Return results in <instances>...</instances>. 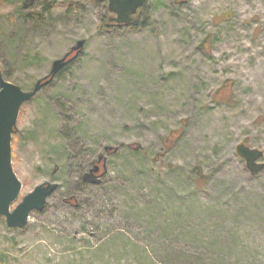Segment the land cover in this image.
<instances>
[{
	"label": "rangeland",
	"instance_id": "1",
	"mask_svg": "<svg viewBox=\"0 0 264 264\" xmlns=\"http://www.w3.org/2000/svg\"><path fill=\"white\" fill-rule=\"evenodd\" d=\"M24 4L0 0L5 81L85 44L20 109L12 208L58 187L23 230L0 218V264H264V170L236 155L264 153V0H149L125 28L107 1Z\"/></svg>",
	"mask_w": 264,
	"mask_h": 264
},
{
	"label": "water",
	"instance_id": "2",
	"mask_svg": "<svg viewBox=\"0 0 264 264\" xmlns=\"http://www.w3.org/2000/svg\"><path fill=\"white\" fill-rule=\"evenodd\" d=\"M102 1V0H100ZM107 10L113 15L109 22L116 25H129L133 22V16L149 0H105ZM84 41H77L75 45L61 59L54 61L49 73L37 80L29 92L22 91L2 78L0 72V218L4 219L8 229L23 230L33 212H42L48 198L57 190L55 183H44L35 187L29 194L24 196L19 203L11 210L19 198L22 186L12 168L11 141L15 131L21 107L29 102L43 87L50 84L55 76L69 63L74 61L82 51ZM71 53L75 55L68 59ZM107 147L105 152L111 151ZM236 155L245 161L246 169L251 173H258L264 170V162H259L264 153L250 149L242 144L236 147ZM103 162L104 156H99L96 163ZM99 168L94 166L83 176V182L98 185L100 180L94 176ZM104 172L101 174L103 176ZM90 179V180H88Z\"/></svg>",
	"mask_w": 264,
	"mask_h": 264
},
{
	"label": "flooded vegetation",
	"instance_id": "3",
	"mask_svg": "<svg viewBox=\"0 0 264 264\" xmlns=\"http://www.w3.org/2000/svg\"><path fill=\"white\" fill-rule=\"evenodd\" d=\"M40 0H24V7H29L30 5H31V3H35V2H39ZM73 55V54H72ZM98 166H99V172L101 171V169H102V162H100L99 164H98ZM98 172V173H99Z\"/></svg>",
	"mask_w": 264,
	"mask_h": 264
},
{
	"label": "trees",
	"instance_id": "4",
	"mask_svg": "<svg viewBox=\"0 0 264 264\" xmlns=\"http://www.w3.org/2000/svg\"><path fill=\"white\" fill-rule=\"evenodd\" d=\"M143 7H144V5L138 10L137 14L135 15L136 18H137V15L140 14L139 12L141 11V9H142ZM133 25H134V23H132V24H130V25H128V26H118V25L112 24V26H113V27H116V28H117V27H124V28H125V27H131V26H133ZM107 27H109V26H107ZM68 65H69V64H68ZM68 65H67V66H68ZM67 66H66V67H67ZM66 67H64L63 70H64ZM63 70H62V71H63ZM58 74H59V73H58ZM13 134H14V133H13ZM95 162H96V161L93 162L91 169L93 168V165H94ZM91 169H90V170H91ZM90 170H89V171H90Z\"/></svg>",
	"mask_w": 264,
	"mask_h": 264
}]
</instances>
